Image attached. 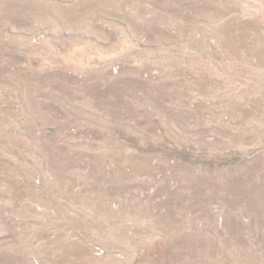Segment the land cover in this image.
I'll return each instance as SVG.
<instances>
[{"label": "rangeland", "instance_id": "obj_1", "mask_svg": "<svg viewBox=\"0 0 264 264\" xmlns=\"http://www.w3.org/2000/svg\"><path fill=\"white\" fill-rule=\"evenodd\" d=\"M0 264H264V0H0Z\"/></svg>", "mask_w": 264, "mask_h": 264}]
</instances>
